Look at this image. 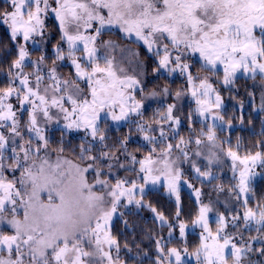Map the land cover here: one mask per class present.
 <instances>
[{
  "label": "snow or ice",
  "instance_id": "snow-or-ice-1",
  "mask_svg": "<svg viewBox=\"0 0 264 264\" xmlns=\"http://www.w3.org/2000/svg\"><path fill=\"white\" fill-rule=\"evenodd\" d=\"M49 18L55 19L60 40L51 66L44 52L32 60L28 48L37 38L41 45L47 43ZM0 27L6 28L11 43L7 54L14 50L0 85V264H122L111 221L125 201L149 207L170 229L169 241L178 228L182 247L169 248L157 239L156 264H185V257H193L196 264H256L250 254L264 257V246H253L264 240V199L249 206L248 195L253 168H264V142L243 156L230 140L217 142L223 101L208 75L219 79L222 69L220 83L226 88L234 85L238 73L253 81L259 78L264 111V0H4ZM113 29L156 58L153 74L163 71L184 78L186 87L174 95L179 99L190 93L204 122L198 132L189 113L192 130L187 139L180 136L182 121L174 114L176 105L169 104L154 120L158 127L138 125L143 139L153 145L142 158L128 151L127 138L118 147L108 145L102 121L143 117L144 100L172 95L168 87L147 89L140 78L146 73L139 51L102 39ZM117 49L130 53L140 71L130 74L118 64L112 54ZM65 60L74 70L68 77L58 71V62ZM197 61L205 75L193 71ZM52 121L84 133L72 159L64 155L63 139L57 149H50L46 133ZM165 124L177 143H165ZM157 131L159 138L151 135ZM190 151L207 161L206 170L191 163L195 179H215L212 166L221 162L222 154L231 160L237 178L229 191L242 212L233 208L230 216L218 214L215 231L209 226L212 207L202 202V191L180 166L192 161ZM121 170L126 175L120 176ZM158 184L175 197L172 222L143 203L146 187ZM182 184L193 190L198 206L191 224L201 233L192 252L185 240L188 224L181 219ZM241 223L245 231L255 224L258 235L246 240Z\"/></svg>",
  "mask_w": 264,
  "mask_h": 264
},
{
  "label": "trees",
  "instance_id": "trees-1",
  "mask_svg": "<svg viewBox=\"0 0 264 264\" xmlns=\"http://www.w3.org/2000/svg\"><path fill=\"white\" fill-rule=\"evenodd\" d=\"M4 7V0H0V8ZM53 31L57 34V29L53 25ZM106 35H115L113 33H108ZM118 37V35H115ZM131 46L140 52V58L143 61V71L146 73L145 85L149 91L152 89H162L168 87L172 92V95L177 89L186 87V83L183 77L176 76L173 79L168 78L164 74H153L152 69L155 67V61L152 56L148 55L142 46L130 43ZM11 48V43L7 34V30L4 27H0V85L5 82L7 64L14 57L13 55H8V50ZM40 52L37 50L33 51L32 55H38ZM50 58V56H48ZM194 72L200 73L199 62L197 61L193 67ZM220 73V77H221ZM216 77V76H215ZM259 79V78H257ZM215 85H218V89L221 93L228 95V103L225 106L226 110L223 113L224 118L229 120V122L236 123L241 122L243 127L239 126L229 133L231 146L234 148L235 141L239 140L243 145V153L248 151L257 150L256 146L264 142V129H261V118L257 114L253 116L252 107L253 104H246L247 100L250 98L249 93H253L254 105L260 104L259 100V83L253 81L249 78L238 77L235 80L234 88H224L218 81H214ZM172 95L170 98L172 99ZM258 95V96H257ZM157 107L160 111L164 109L165 105L153 104L145 108L143 112V117L137 116L141 122H145L147 125L152 127H158L153 120V114ZM191 107V103H185L179 110V116L182 123L179 128V135L183 137H189L192 129L197 132L200 130V123L192 120V129L189 128L188 114ZM241 110H243L241 112ZM253 116V117H252ZM242 118V119H241ZM237 124V123H236ZM146 125V126H147ZM103 126V125H102ZM107 143L111 146H117V142L127 138V148L128 151L135 154L138 158H142L150 150L148 145H145L140 140L134 139V137H139V131L135 130L130 125L120 127L118 129H109L106 132ZM226 132H220V137L218 142L223 141V136ZM82 135L66 134L62 131H56L52 134L50 139V148L55 150L60 145L59 142L63 139V147L66 149L65 155L73 158V149L78 150L79 144L82 141ZM227 145H225V148ZM241 151V150H240ZM123 159V157H121ZM260 174L258 179L251 185L250 205L254 206L256 202L264 199V168L259 167ZM227 176V175H226ZM227 177H223V186L226 187L227 183L224 182ZM204 185V184H202ZM206 186V185H204ZM207 189H210L208 187ZM214 193L213 196H215ZM212 197V195H211ZM181 207L183 209V219L186 223H191V219L195 216L197 211V205L194 200L189 196L186 191L180 192ZM144 201L146 205L150 204L152 207L157 209V212L163 213L169 222L174 220L175 203L162 193L161 190L148 191L145 194ZM125 222H127L125 224ZM255 227L251 225L250 230L245 231L243 224L241 223V231H244L245 239L247 240L249 236H257L258 233L255 231ZM167 224L161 225L158 223L154 213L149 207H142L136 209L130 207L127 210L122 211L119 216L114 220L111 228L112 235L117 238L120 243V258L123 259L126 264H156V240L162 238V244L166 247L176 246L179 243L177 239L166 238L169 232ZM179 233L178 228L175 230ZM186 243L189 248V252H192L196 245L199 243V237L193 233H187L185 236ZM125 244L127 247H125ZM183 244V241H182ZM255 248L259 249L264 246V240H257L254 245ZM251 260L256 262V264H264V257H261L258 253L250 254Z\"/></svg>",
  "mask_w": 264,
  "mask_h": 264
},
{
  "label": "rangeland",
  "instance_id": "rangeland-1",
  "mask_svg": "<svg viewBox=\"0 0 264 264\" xmlns=\"http://www.w3.org/2000/svg\"><path fill=\"white\" fill-rule=\"evenodd\" d=\"M45 23L47 25V32H46V36L48 37L47 43L41 45L39 43V38H37V43L36 44H32L31 42H29L28 48H29V51L31 53V59L32 60H36L38 58V56L41 54V52H44V54H46L47 56H50L49 61H48V66H51L52 59L54 58L53 48H54L55 45H57L60 42V40H59V32H58V28H57V23H56V21H55L54 18L47 19L45 21ZM53 25L57 29L58 36L53 31ZM109 33H113L115 35H118V37L115 36V35H105L104 37H102V39H105V40L111 39V40L117 42L120 45L121 48H130V49H132V51H137V50H135L131 46V44H130L131 42L122 39V34L119 33L118 31H116L115 29L110 30ZM139 46H142V45H139ZM65 48H66V45H65ZM34 50H37L40 53L38 55H32ZM103 52H104V50L101 49V54H103ZM112 54L116 56L117 63L118 64H121L122 63L123 66H125L126 68H128L130 70V74H131V70H133V69H135L136 72H139L140 71V69H136V62H135V60L133 59V57L131 56L130 53H127V52L121 53V51L119 49H117V51L115 53H112ZM147 54L150 55L149 53H147ZM150 56H152V55H150ZM122 57H123V60L121 59ZM152 58H153L154 61H156V58L154 56H152ZM130 61H132V62L129 63ZM139 62L142 65H144V63H143V61L141 60L140 57H139ZM58 71H59V73L62 76L68 77V76H70V74L74 70H73L70 62L67 61V60H65L63 62H58ZM195 73L197 75H205V73H203V72H200V73L195 72ZM161 74L166 75L170 79H173L176 76L177 77L180 76L178 73L177 74H174V75H169L168 73L163 72V71L161 72ZM221 74H222V69H221ZM208 75L210 76V80L213 82V84H214V81H218L219 84L222 87H224L220 83V80L222 79V75H221V77L219 79L217 77H215V76H211V74H208ZM180 77H182V76H180ZM238 77L248 78L246 75H244L242 73H238L237 74V78ZM140 78L145 83L146 75H142ZM256 82L259 83V79H257ZM214 86L216 88L218 87V85H215V84H214ZM224 88H226V87H224ZM227 88H231L232 89V88H234V85H230ZM259 88H260V93H259L260 104H258V105L255 106L254 105V101L255 100H254L253 97H250L247 100L246 104H248V103L253 104V107L251 109L252 110V113H253V116H256L257 114L260 115V118H261V124H260L261 125V129H264V111L261 110V95H262V89L260 87V83H259ZM218 91H219V89H218ZM220 95L222 97L223 103H222L221 109H219L218 111L223 115V113L226 110V107L225 106L228 103V100L226 98V97H228V95H226L224 93H221V92H220ZM172 97H173L172 99L170 98V96H166V95H158L155 98H151L150 97V98L144 100V108H142L141 111H143L145 108H147L148 106L153 105V104L165 105L166 107L164 109H162L161 111H160V108L159 107H157V109H155V112L153 114V120H156V119H159L160 118V116L158 114H163L164 112H166V109H167V107H168L169 104H175L176 105V109L174 110V114L175 115H179L180 108L183 106V104H185V103L188 102V103H191V107H190L189 113H192V120H195V121L199 122L200 123V126H202V124L204 122H203L202 118L199 117L195 113V109H196L197 106L195 104V101L191 97L190 93L182 96L179 99H177L174 94L172 95ZM137 99H140V95L137 96ZM242 111L243 110H241V112ZM102 116H103V113H102ZM22 119L26 121L27 120V115L25 114L22 117ZM141 121H143V120H139L137 118V115H135V114H130L129 117L126 120H122V121H118V122L112 121L111 118L109 117V118L106 119V123L104 121L101 122L100 127H101L102 130H104L106 132L109 129H118V128L123 127V126L130 125L135 130L139 131L138 130V125L139 124H145V125H147L145 122H141ZM227 122H229V120H227L225 118H224V121L223 122L222 121H217L216 122V124H217L216 134H217L218 139L220 137V132H226V135L222 137L223 138V141L224 140H230L229 133L231 131H233L235 128H237L238 125L241 126V127H243V125H242L241 122H236L237 124L230 122L231 123V127H228ZM207 123H211V121L209 120V121H207ZM164 129H165V132L168 135V140H166L165 143H168V142H171L173 144L177 143L178 142L177 140H173L171 138L172 137V132L169 131V125L168 124H165L164 125ZM56 131H62L63 133H66V134L82 135L84 137V133L83 132H78V131H75V130L68 131V130L64 129V127H63V121H61L60 124H57L55 121H52V122H50L48 124V126H47V133L46 134L49 137V139H51L52 134L53 133L55 134ZM138 134H139V137L140 138L134 137V139L142 141V143H144L145 145H148L149 148L151 149L153 147V145L149 144L147 141H145L143 139L144 133H142V132L139 131ZM151 135H154V136H156V137L159 138V132L158 131L151 133ZM184 138L187 139L188 137H184ZM233 143H234V149L237 147V145H239L240 155L243 156L244 154H246V153H243V145H242V143L239 140H237V141H235ZM191 148L194 149L195 148V145L193 144L191 146ZM203 151L206 153L207 152V148H204ZM56 154L57 153L55 151L52 152V158H53V160L55 159ZM174 155H175V153H174ZM65 156L67 158H69V159H72L71 157H69L67 155H65ZM189 156L192 157V161L191 162H189V161H183V162H181V165L180 166H181L182 170L185 172V178L188 179L189 182L192 183L195 188H198V189H200L202 191V193H203V195L201 197L202 202L204 204H209L212 207V211L209 212V214H208V217H209V226L213 229V231H215V228L217 226L216 225V220L218 218V214L225 213V214H227V215L230 216L232 214V211L231 210L233 208H235V210L237 212H242V209H240L239 206H238V202L234 199V195L235 194L229 191V189L232 188V187H234V185L237 183V178H234L233 177V173L231 171V160L228 157H226V156H224L222 154V156H221V162L218 165H213L212 166V174H213V177H215V179L207 180V179H204L203 177H201L199 180H197V179L194 178L196 174H195V172L193 171V169L191 167V163H195L198 167H201L202 170H206L205 166L207 164V161L203 157H194L192 151L189 152ZM259 167H260L259 164H257V166L255 168H253V170H252L253 171V174H252L251 179H250V186L259 177L258 176L260 174ZM137 168H138V166H137ZM119 175L120 176H124V175H126V173H124L121 170L119 172ZM127 175H130V174H127ZM223 177H227V178H224L225 179L224 182L227 183L226 184L227 185L226 187H224L223 184H222ZM202 184H204L206 186H204ZM218 186H223L224 191H222V192L221 191H218L217 190ZM208 187H210V189H207ZM161 189H162V193L164 195H166V196H169L170 199L175 203V197L169 195L167 193V189L164 188L162 185H159V184L158 185H155V186L148 185L146 187L145 194L148 191H155V190H161ZM182 190L183 191H186L189 194V196L196 203V197H195L192 189H190L189 187H187V185H183L182 184L181 185L180 192ZM214 193H216L215 196H213ZM250 194H251V192L248 195H250ZM211 195H212V197H211ZM124 203H125L126 206L120 207L118 209L117 214L113 217V219L111 221V228H112V225L114 223V220L119 216V214L122 211L127 210L130 207H134L136 209H139L135 204L128 205L127 204V201H125ZM143 203L146 205L145 201H143ZM226 205H227V207H226ZM157 221H158L159 224H161V222L159 220H157ZM187 224H188V228L186 229V235H187V233H193V234H196L200 238L201 229L199 227H193L191 223H187ZM252 226L255 227V228L257 227L255 224H252ZM228 230L229 231H232L231 227H229ZM166 238L167 239L169 238L168 237V234L166 235ZM172 239L179 240V243L176 244V246H172V247H182L183 244H182V241H181V239L179 237V233H177V231H174L173 232ZM121 261H122V264H126V262L123 259H121ZM185 264H196V262H195V259L193 257H185Z\"/></svg>",
  "mask_w": 264,
  "mask_h": 264
}]
</instances>
